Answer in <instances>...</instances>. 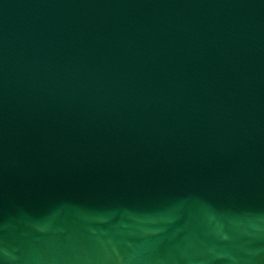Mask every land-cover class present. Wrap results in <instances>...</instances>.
Segmentation results:
<instances>
[{"label": "water", "instance_id": "95a60500", "mask_svg": "<svg viewBox=\"0 0 264 264\" xmlns=\"http://www.w3.org/2000/svg\"><path fill=\"white\" fill-rule=\"evenodd\" d=\"M0 264H264V0H0Z\"/></svg>", "mask_w": 264, "mask_h": 264}]
</instances>
